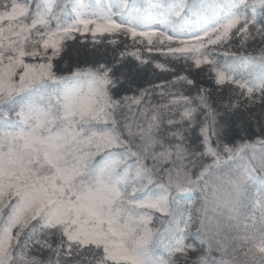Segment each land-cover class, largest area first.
<instances>
[{"label":"snow or ice","instance_id":"snow-or-ice-1","mask_svg":"<svg viewBox=\"0 0 264 264\" xmlns=\"http://www.w3.org/2000/svg\"><path fill=\"white\" fill-rule=\"evenodd\" d=\"M0 264H264V0H0Z\"/></svg>","mask_w":264,"mask_h":264}]
</instances>
